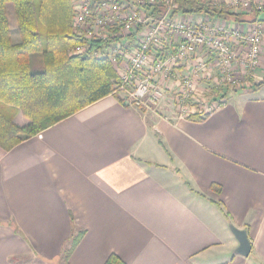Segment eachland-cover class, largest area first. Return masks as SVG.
I'll list each match as a JSON object with an SVG mask.
<instances>
[{
    "label": "crops",
    "instance_id": "0c3cea01",
    "mask_svg": "<svg viewBox=\"0 0 264 264\" xmlns=\"http://www.w3.org/2000/svg\"><path fill=\"white\" fill-rule=\"evenodd\" d=\"M211 1L241 19L176 16L260 23L254 7ZM225 97L197 120L110 94L0 147V264H264V82ZM230 225L246 230L247 256Z\"/></svg>",
    "mask_w": 264,
    "mask_h": 264
},
{
    "label": "built area",
    "instance_id": "2783aa9c",
    "mask_svg": "<svg viewBox=\"0 0 264 264\" xmlns=\"http://www.w3.org/2000/svg\"><path fill=\"white\" fill-rule=\"evenodd\" d=\"M232 6L264 12V0H234ZM71 8L80 43L69 55L108 61L119 78L113 92L137 107L156 103L162 87L178 88L175 115L204 117L226 103L224 86L239 90L257 82L264 22L249 31L207 16L192 22L176 16L173 0H72ZM215 71L213 80L223 89L199 99L195 89Z\"/></svg>",
    "mask_w": 264,
    "mask_h": 264
},
{
    "label": "trees",
    "instance_id": "16d2710c",
    "mask_svg": "<svg viewBox=\"0 0 264 264\" xmlns=\"http://www.w3.org/2000/svg\"><path fill=\"white\" fill-rule=\"evenodd\" d=\"M176 12L205 14L238 21L241 14L211 0H173ZM72 0H0V147L10 150L23 140L97 100L115 94L119 83L110 63L92 56L69 55L80 43L71 27ZM8 4L12 5L20 41L11 38ZM255 12L252 20H256ZM41 66L32 71L31 59ZM263 80L254 82L260 88ZM21 115L26 123L15 121ZM197 120L204 117L192 116ZM82 233L71 239L70 249ZM104 264H126L110 254Z\"/></svg>",
    "mask_w": 264,
    "mask_h": 264
},
{
    "label": "rangeland",
    "instance_id": "374dc122",
    "mask_svg": "<svg viewBox=\"0 0 264 264\" xmlns=\"http://www.w3.org/2000/svg\"><path fill=\"white\" fill-rule=\"evenodd\" d=\"M8 18H9V23H10V29H11V38L12 41L16 40L17 37H19L18 31L16 29V21H15V17H14V13H13V8L11 4H8ZM190 15V13H189ZM20 38V37H19ZM31 68L32 71H38L40 69L41 66V58H40V54H35L32 56L31 59ZM218 72L215 71L212 74L211 80L208 81H201V83L198 84L199 89H195L196 92V96L199 99H208L210 98V96L214 95L215 92L217 91V89H223L224 84H220L218 85V83H215V81L213 79H218ZM175 78H173L174 80ZM262 80V78H261ZM223 85V86H222ZM219 87V88H218ZM228 92H232L234 91V89L232 87H227L224 86V89ZM178 88H166V87H162V89L160 90V94L159 96L156 97V103H151L149 101V109L151 110H167L168 112L171 111V114H175V94L174 91H177ZM241 90V89H239ZM198 94V95H197ZM192 103H194V100H191ZM166 111V112H167Z\"/></svg>",
    "mask_w": 264,
    "mask_h": 264
},
{
    "label": "water",
    "instance_id": "95a60500",
    "mask_svg": "<svg viewBox=\"0 0 264 264\" xmlns=\"http://www.w3.org/2000/svg\"><path fill=\"white\" fill-rule=\"evenodd\" d=\"M257 21L264 22V12L259 13V15L257 16ZM229 228L238 241V247L235 249L234 252L242 256H247L250 251V243L247 237L246 230L238 229L233 225H230Z\"/></svg>",
    "mask_w": 264,
    "mask_h": 264
}]
</instances>
